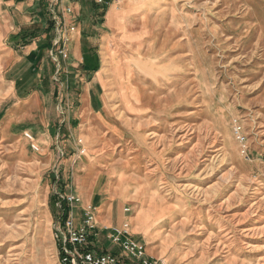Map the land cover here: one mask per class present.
<instances>
[{"label": "rangeland", "instance_id": "1", "mask_svg": "<svg viewBox=\"0 0 264 264\" xmlns=\"http://www.w3.org/2000/svg\"><path fill=\"white\" fill-rule=\"evenodd\" d=\"M63 194L159 263L264 264V0H0V264H59Z\"/></svg>", "mask_w": 264, "mask_h": 264}, {"label": "built area", "instance_id": "2", "mask_svg": "<svg viewBox=\"0 0 264 264\" xmlns=\"http://www.w3.org/2000/svg\"><path fill=\"white\" fill-rule=\"evenodd\" d=\"M71 1L77 2V0ZM91 1L104 8L112 2H117V0ZM70 9L71 7L66 8L67 11H70ZM50 12L55 24L53 45L56 48V54L66 57L67 49L62 45V21L55 12L54 7H50ZM63 41H65L64 38ZM50 54L53 56L52 53ZM56 58L57 56L55 55L53 59ZM233 128L236 138L240 142H244L241 126L235 124ZM27 136L32 139V136ZM60 198L63 203L67 204V208L63 210L62 217L58 221L59 223L52 235L59 264H162L159 263L158 259L151 257L147 253L146 246L142 242L132 237L128 223L99 225L96 220L95 207L90 204L81 207V220L78 223L71 211L73 204L79 203L78 205H80L79 197L63 194L60 195ZM98 238L105 239L113 249L117 248L118 251L101 249L97 245Z\"/></svg>", "mask_w": 264, "mask_h": 264}, {"label": "bare ground", "instance_id": "3", "mask_svg": "<svg viewBox=\"0 0 264 264\" xmlns=\"http://www.w3.org/2000/svg\"><path fill=\"white\" fill-rule=\"evenodd\" d=\"M120 15H121V14H120ZM120 15H119V22H120V19H121V17H122V16H120ZM109 17H111V15H110Z\"/></svg>", "mask_w": 264, "mask_h": 264}, {"label": "crops", "instance_id": "4", "mask_svg": "<svg viewBox=\"0 0 264 264\" xmlns=\"http://www.w3.org/2000/svg\"><path fill=\"white\" fill-rule=\"evenodd\" d=\"M124 9V8H123ZM122 10V9H121ZM114 11H112V13H113ZM120 16H122V15H120ZM104 222V221H103ZM105 222H107V221H105ZM110 223H111V221H110Z\"/></svg>", "mask_w": 264, "mask_h": 264}, {"label": "trees", "instance_id": "5", "mask_svg": "<svg viewBox=\"0 0 264 264\" xmlns=\"http://www.w3.org/2000/svg\"><path fill=\"white\" fill-rule=\"evenodd\" d=\"M96 5V4H95ZM48 46L50 47V43L48 44Z\"/></svg>", "mask_w": 264, "mask_h": 264}]
</instances>
